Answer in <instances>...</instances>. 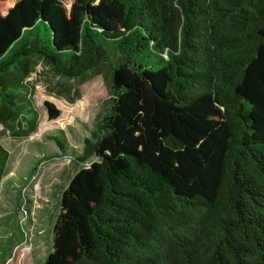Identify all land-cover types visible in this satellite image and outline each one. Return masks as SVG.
<instances>
[{
  "label": "trees",
  "instance_id": "trees-1",
  "mask_svg": "<svg viewBox=\"0 0 264 264\" xmlns=\"http://www.w3.org/2000/svg\"><path fill=\"white\" fill-rule=\"evenodd\" d=\"M34 60L114 93L44 264H264V0H0V123L24 137Z\"/></svg>",
  "mask_w": 264,
  "mask_h": 264
},
{
  "label": "rangeland",
  "instance_id": "rangeland-1",
  "mask_svg": "<svg viewBox=\"0 0 264 264\" xmlns=\"http://www.w3.org/2000/svg\"><path fill=\"white\" fill-rule=\"evenodd\" d=\"M110 80L105 68L100 75L69 81L34 60L27 81L40 113L36 132L24 137L15 123H0V146L9 154L0 180V264H44L53 252L63 192L94 160L77 161L84 139L113 106ZM45 102L61 111L58 120L48 119ZM55 136L67 143V155Z\"/></svg>",
  "mask_w": 264,
  "mask_h": 264
}]
</instances>
